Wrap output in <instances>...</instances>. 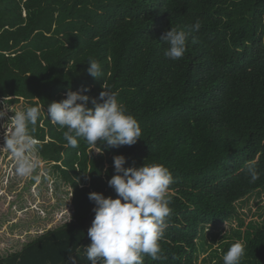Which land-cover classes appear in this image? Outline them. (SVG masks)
<instances>
[{"label":"trees","instance_id":"trees-1","mask_svg":"<svg viewBox=\"0 0 264 264\" xmlns=\"http://www.w3.org/2000/svg\"><path fill=\"white\" fill-rule=\"evenodd\" d=\"M170 28L189 33L178 60L160 40ZM93 60L97 78L86 71ZM84 87L90 97L117 94L141 128L134 145L103 154L82 138L67 145L47 104ZM0 98L44 105L29 129L70 188L73 210L0 264H91L88 194L115 198V155L125 168L161 164L173 177L161 258L144 255L143 264H196L201 227L227 222L237 201L264 188V0H0ZM257 157L259 179L250 182L246 166ZM246 252L264 264V225Z\"/></svg>","mask_w":264,"mask_h":264},{"label":"clouds","instance_id":"clouds-1","mask_svg":"<svg viewBox=\"0 0 264 264\" xmlns=\"http://www.w3.org/2000/svg\"><path fill=\"white\" fill-rule=\"evenodd\" d=\"M199 21L191 25L192 32H198ZM189 33L170 28L160 40L169 45L165 56L172 60L182 58L186 51ZM93 78L100 76V64L90 61L86 69ZM98 97L84 93L87 87L77 91L68 90L66 98L47 104V117L55 125L66 128L63 133L67 145L78 147L82 138L96 153L103 154L108 147L132 146L141 138L138 121L126 113L117 102V94L106 88ZM11 98V97H9ZM91 104V107L88 105ZM4 109H7L4 105ZM0 109V119L6 111ZM44 105L27 106L16 111L10 121L9 136L0 147H6L16 161V173L29 177L37 167L38 161L28 153L38 150V140L32 133ZM100 145L98 146L97 142ZM123 155L113 157L115 174L108 180L114 190L115 198L102 193L90 192L88 199L94 203V218L87 235L90 244L85 246V254L91 264H143L144 255L153 260L160 259L159 241L166 227L165 218L170 215L169 200L166 193L174 182L169 169L161 164H142L125 168ZM258 157L246 166L250 182L259 179L256 170ZM245 253L241 241L233 243L223 255V264H240Z\"/></svg>","mask_w":264,"mask_h":264},{"label":"rangeland","instance_id":"rangeland-1","mask_svg":"<svg viewBox=\"0 0 264 264\" xmlns=\"http://www.w3.org/2000/svg\"><path fill=\"white\" fill-rule=\"evenodd\" d=\"M4 105L7 109H4ZM25 103L0 98V145L9 136L8 119ZM38 164L29 177L16 173V161L6 147H0V257H6L26 244L71 219L70 188L64 186L54 164L42 158L39 150L28 153ZM235 214L219 226H203L196 240V264H223L230 246L241 241L245 253L240 264H252L247 244L264 225V188L234 204Z\"/></svg>","mask_w":264,"mask_h":264}]
</instances>
